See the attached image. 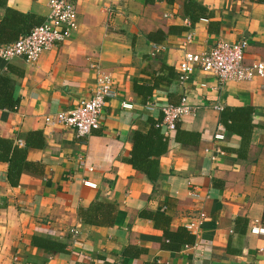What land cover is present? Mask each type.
Masks as SVG:
<instances>
[{"label": "crops", "instance_id": "0c3cea01", "mask_svg": "<svg viewBox=\"0 0 264 264\" xmlns=\"http://www.w3.org/2000/svg\"><path fill=\"white\" fill-rule=\"evenodd\" d=\"M49 1L0 0V21L8 8L46 19ZM186 1L77 0L78 28L65 42L33 64L0 59V74L10 65L23 73L14 76L19 108L0 110V138L24 147L23 135L42 132L46 143L28 150L34 167L16 187L8 181L9 165L0 162V264H264V234L251 232L264 227V79L221 84L197 71L181 85L178 69L185 53L208 51L221 39H246V63L264 62V0H194L214 14L195 26L185 16ZM216 21L219 33H210ZM159 31L165 40L151 41ZM92 65L112 77L117 97L108 100L101 128L78 137L47 119L92 97ZM168 69L176 78L147 97L155 76L168 77ZM183 97L195 112L179 127L200 140L183 144L173 134L159 158L160 178L152 182L127 162L134 134L147 133L153 122L164 132L159 108ZM147 103L157 108L148 110ZM219 105L254 110L247 143L227 130ZM219 125L227 130L223 142L214 138ZM217 149L225 154L214 161ZM95 202L117 205L114 224L82 220ZM143 211L169 216L174 232L201 212L207 218L195 245L174 251ZM35 236L67 244L68 252L48 254L33 246ZM128 246L146 252L124 257Z\"/></svg>", "mask_w": 264, "mask_h": 264}, {"label": "trees", "instance_id": "16d2710c", "mask_svg": "<svg viewBox=\"0 0 264 264\" xmlns=\"http://www.w3.org/2000/svg\"><path fill=\"white\" fill-rule=\"evenodd\" d=\"M156 0H146V4H154ZM169 4H174L175 0H167ZM185 16L190 19L193 26L202 20H211L214 14L209 12L202 4L187 0L184 5ZM45 18L33 14L22 13L14 9H6L4 16L0 21V45H10L15 43L21 36L27 35L31 30L43 24ZM219 22H211L210 33H219ZM149 39L156 43L165 40V34L161 31L149 35ZM169 76H155L154 86L147 92V97L153 94L156 88L161 84H171V80L176 78V74L168 69ZM22 76L13 66L8 67V71L0 74V110L16 111L20 106V100L15 97L16 81L14 76ZM254 110L249 107L237 109H224L222 112V122L227 130L239 135L247 143L254 130L252 123V114ZM159 122H153L151 129L147 132L137 131L133 137V148L127 162L137 171L145 174L152 182L160 178V160L159 158L168 150L170 137H166L162 129L157 125ZM175 140L183 144H198L200 136L194 133L182 131L179 123L176 131L173 133ZM24 147H20L14 141L7 138H0V162L9 165L8 181L11 186L16 187L20 184L24 171L34 167L28 161V150L30 148L43 149L46 145L45 137L42 132H30L22 136ZM117 205L103 202H95L88 211H82L81 217L85 223L114 224L117 213ZM142 217L148 218L154 222L155 227L163 231L166 248L169 250L180 251L185 246H193L196 242L195 237L185 228L181 227L177 231H171V218L156 212L143 211ZM101 218V220H97ZM94 219V220H93ZM264 224V212L262 217ZM33 246L45 251L48 254L67 253L68 245L62 242L35 236L32 240ZM146 249L135 246H128L123 256L135 258L144 254ZM156 264V263H155Z\"/></svg>", "mask_w": 264, "mask_h": 264}, {"label": "built area", "instance_id": "2783aa9c", "mask_svg": "<svg viewBox=\"0 0 264 264\" xmlns=\"http://www.w3.org/2000/svg\"><path fill=\"white\" fill-rule=\"evenodd\" d=\"M77 0H50L49 11L43 24L34 27L27 35L21 36L15 43L0 45V59L10 62L23 59L27 63H36L42 54L52 46L65 42L78 28ZM112 2L113 0H106ZM110 11V10H109ZM191 40V37L189 38ZM249 47L246 39L239 42L219 40L210 50L194 53L187 52L179 64V82L181 85L188 82L197 71L216 77L221 84L230 82L241 83L252 81L256 77L264 79V62L256 61L247 64L245 54ZM97 71L96 88L91 98L79 101L76 106L57 113L47 122L56 121L59 125L72 128L78 137H87L102 126V117L108 100L117 97L112 77L105 73L98 65H92ZM123 108L132 109L133 105L123 103ZM146 108L154 111L156 104L147 103ZM163 114L161 127L166 137H171L176 131L178 123L186 116L192 115L195 108L183 97L177 105L161 106ZM222 111L223 107L218 106ZM227 130L219 125L214 138L216 141L226 140ZM212 156L215 161L225 153L217 149ZM84 164V162H82ZM88 185V182H85ZM205 213H200L197 219L190 221L186 229L198 240L201 227L206 220ZM253 234H264L263 226H252ZM195 245V244H194ZM193 245V246H194ZM191 246H185L189 248Z\"/></svg>", "mask_w": 264, "mask_h": 264}]
</instances>
